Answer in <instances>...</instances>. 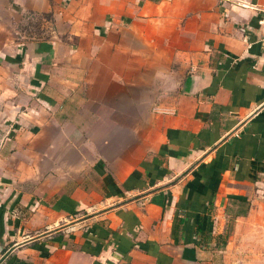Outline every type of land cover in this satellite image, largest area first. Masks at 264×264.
<instances>
[{
    "label": "crops",
    "instance_id": "0c3cea01",
    "mask_svg": "<svg viewBox=\"0 0 264 264\" xmlns=\"http://www.w3.org/2000/svg\"><path fill=\"white\" fill-rule=\"evenodd\" d=\"M0 261L264 264V0H0Z\"/></svg>",
    "mask_w": 264,
    "mask_h": 264
},
{
    "label": "built area",
    "instance_id": "2783aa9c",
    "mask_svg": "<svg viewBox=\"0 0 264 264\" xmlns=\"http://www.w3.org/2000/svg\"><path fill=\"white\" fill-rule=\"evenodd\" d=\"M0 264H4V263H2V262L0 261Z\"/></svg>",
    "mask_w": 264,
    "mask_h": 264
}]
</instances>
